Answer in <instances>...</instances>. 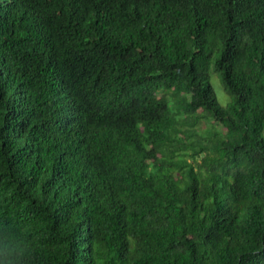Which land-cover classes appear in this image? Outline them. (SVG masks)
<instances>
[{"label": "trees", "instance_id": "1", "mask_svg": "<svg viewBox=\"0 0 264 264\" xmlns=\"http://www.w3.org/2000/svg\"><path fill=\"white\" fill-rule=\"evenodd\" d=\"M0 222L36 264H264V0H0Z\"/></svg>", "mask_w": 264, "mask_h": 264}, {"label": "clouds", "instance_id": "2", "mask_svg": "<svg viewBox=\"0 0 264 264\" xmlns=\"http://www.w3.org/2000/svg\"><path fill=\"white\" fill-rule=\"evenodd\" d=\"M0 264H36L32 240L6 222H0Z\"/></svg>", "mask_w": 264, "mask_h": 264}, {"label": "rangeland", "instance_id": "3", "mask_svg": "<svg viewBox=\"0 0 264 264\" xmlns=\"http://www.w3.org/2000/svg\"><path fill=\"white\" fill-rule=\"evenodd\" d=\"M215 70L214 65H213V60H211L210 68H209V81L210 84L213 88V91L215 93V96L217 98V101L220 105H225L226 102L228 101V96H226L224 88L221 84V81L219 79V74ZM208 129L209 126L205 124H200L199 126L196 127L195 133L192 134L189 138L191 141H195L196 137H207L208 135Z\"/></svg>", "mask_w": 264, "mask_h": 264}]
</instances>
